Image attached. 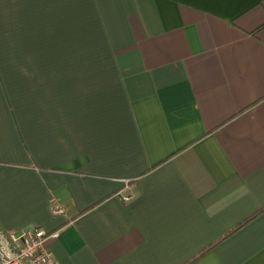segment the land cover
I'll list each match as a JSON object with an SVG mask.
<instances>
[{
    "label": "crops",
    "instance_id": "0c3cea01",
    "mask_svg": "<svg viewBox=\"0 0 264 264\" xmlns=\"http://www.w3.org/2000/svg\"><path fill=\"white\" fill-rule=\"evenodd\" d=\"M0 227L264 264V0H0Z\"/></svg>",
    "mask_w": 264,
    "mask_h": 264
},
{
    "label": "built area",
    "instance_id": "2783aa9c",
    "mask_svg": "<svg viewBox=\"0 0 264 264\" xmlns=\"http://www.w3.org/2000/svg\"><path fill=\"white\" fill-rule=\"evenodd\" d=\"M133 198L123 196L128 202ZM62 214L61 209H53ZM59 231L47 232L40 228H31L21 234L7 232L0 227V264H58L54 261L49 243L59 238Z\"/></svg>",
    "mask_w": 264,
    "mask_h": 264
}]
</instances>
